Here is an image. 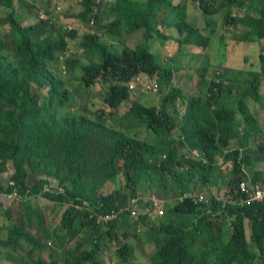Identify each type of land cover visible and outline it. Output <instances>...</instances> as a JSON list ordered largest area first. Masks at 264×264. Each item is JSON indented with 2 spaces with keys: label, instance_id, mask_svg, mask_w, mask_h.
Returning <instances> with one entry per match:
<instances>
[{
  "label": "trees",
  "instance_id": "obj_1",
  "mask_svg": "<svg viewBox=\"0 0 264 264\" xmlns=\"http://www.w3.org/2000/svg\"><path fill=\"white\" fill-rule=\"evenodd\" d=\"M47 1L36 17L37 2L0 0V174L14 166L7 184L0 183V205L41 195L56 203L49 210L63 213L55 230L41 229L48 216L43 208L28 206L13 216L6 238L0 233V262L133 264L140 251L149 264H264V201L240 203L247 177L264 186V172L255 168L264 162V0H192L203 17L194 23L187 5L171 0H80L76 16L97 30L81 40L90 61L67 63L73 73L81 68L86 91L110 84L102 106L66 115L58 110L69 102L70 90L48 61L66 51L67 35L76 38L78 31L57 29L52 21L53 12L68 15L66 0ZM24 8L25 19L19 13ZM219 26L233 30L235 48L256 44L257 68H230L224 62L229 40L221 33L226 59L218 62L219 43L211 40ZM125 33H139L142 41L131 48ZM105 34L112 41L103 40ZM152 39L177 40L178 48L161 61ZM189 44L206 58L189 63L183 51ZM244 60L249 62L246 55ZM147 83L165 89L149 106L138 99L152 92ZM250 99L259 105L257 113ZM115 182L119 188L106 192ZM148 187L161 196L164 215L151 219L140 211L130 217L133 200L153 198L140 196ZM113 213L117 219L104 220ZM35 228L39 238L31 233ZM49 240L62 252L51 250L47 260L42 252ZM24 244L30 250L15 255ZM4 246L9 251H1Z\"/></svg>",
  "mask_w": 264,
  "mask_h": 264
},
{
  "label": "rangeland",
  "instance_id": "obj_2",
  "mask_svg": "<svg viewBox=\"0 0 264 264\" xmlns=\"http://www.w3.org/2000/svg\"><path fill=\"white\" fill-rule=\"evenodd\" d=\"M33 2H37L36 6H35V10L34 12H32V14H36V17L38 16L37 12L42 11L46 9L47 4L49 3V1L47 0H32ZM97 1H101V0H97ZM106 1V0H104ZM172 3L175 4H179V5H184L186 4L187 6V10H190L192 13L189 14L188 19L191 22H197L200 19H203V17L201 18V8L198 5V2H194L192 0H171ZM16 2V0H15ZM55 3V2H54ZM66 8L70 7V10L68 11V15L67 16H60L59 14H56L55 12L52 13L51 18L52 21L54 23V26L57 27V29L62 28V29H77V36L76 38H71L69 35H67V40H68V47L66 49V51L61 52L58 51L55 53V57L53 58V60L48 61V65L52 68V70L55 72V74L63 77L65 79V83L66 86H68V89L70 90V95L71 98L69 100L68 103H66L62 108H60L58 110V115H66V114H77V113H83L84 110L86 109H91L94 110L97 107L102 106L103 104V100L106 94V91L108 90V85L110 83H102V82H98L96 83V85H94L92 88H90L89 90H85L83 85H80V77H81V68L78 67L77 71L75 73L72 72V70L70 69L68 63H67V58H78L80 59V63L82 64H87L90 61V56L89 54H86L83 51V47L81 46V40H82V36L86 33L89 32H93V30H97L96 25L93 23H89V22H83L81 21L76 14L80 11V9L82 8L81 6V2L80 0H66L65 2ZM51 8V7H50ZM106 8V6H105ZM4 7L0 6V13L3 12ZM236 10V9H235ZM19 13H22V18L25 19V15L27 14L26 9L24 8L22 11H19ZM199 18V19H198ZM217 18H219L217 16ZM28 20V19H27ZM126 27L124 26V29ZM5 32L4 29H0V33L3 34ZM174 33V35H177L178 37L181 36V33H176L174 30L172 31ZM225 34V39L229 40L228 46L226 47V53L228 55V61H224L226 59V55H225V44L221 39L217 38L219 36V34ZM233 33V30L228 29V28H222V27H218L215 37L211 40V44L214 45L216 43H219L218 46V53L221 54L218 62H225L228 63L230 68L233 69H238V68H242L245 67L246 69L251 68H257L258 66H256V57H257V49L258 47L256 46V44H243V49H242V44H240V46L238 47H233L234 41L232 40V36L231 34ZM139 33H130V34H126L125 33V38L127 39L128 45L131 48H135L136 45L139 43V41L141 40V36H138ZM2 36V35H1ZM0 36V37H1ZM103 40H106L108 42L112 41V39L110 40L109 36L107 34L105 35H101ZM161 43V44H160ZM151 47L153 48L154 51H159L160 52V60L161 61H166L167 58L170 57V54H174L176 49L178 48V41L177 40H168L166 43L164 41V43L162 42V40H156V39H152L150 41ZM255 46V47H254ZM184 49V56L186 58V60L189 63H194L196 60H203L205 59V54L204 53H199L201 50L199 49V47H197L196 45H183ZM241 47V48H240ZM206 49L202 50L206 51ZM5 53L10 57V59L15 60V56L14 53L12 51L9 50H5ZM245 55L247 56L248 61L244 60ZM223 62V63H224ZM251 62V63H250ZM224 69H229V68H224ZM155 85V83L153 84ZM262 90L264 91V85L262 86ZM165 89L163 88V85L160 86V90L157 91H153L149 92L147 91L146 93L139 94L138 99L141 100L140 102H142L143 104L146 105H151V104H156L157 101H159L162 97L163 94L165 93L164 91ZM236 94V95H235ZM235 96L237 98H240V94L239 92H235ZM246 102H248V105L250 106L249 108L255 111V113H257V111L255 110V107H257L259 110L260 108L258 107L259 105L256 104L252 99L250 100H246ZM132 101H128V104H131ZM262 110V109H261ZM121 111H119L120 113ZM184 110H181V113H183ZM263 112V111H262ZM262 114V113H261ZM240 117V116H239ZM263 117H264V112H263ZM264 118L261 119V121H263ZM239 121L244 123V119L241 117L239 118ZM120 128V127H119ZM141 135H144L143 133H141ZM176 137L177 139L180 138V135L176 132ZM181 143V142H180ZM236 146V144H235ZM182 152H188L190 151L188 147H184L181 148ZM192 152V151H191ZM196 155H198L196 152H194ZM264 157V156H263ZM231 167H225L224 170H228ZM256 169L262 170V172H264V162L263 161H259L257 162ZM14 173V166L12 163H9L7 165V172L0 174V183H2L3 185H6L7 182L9 181L10 176ZM119 182H115V183H109L106 192H110L113 191L116 188H119ZM264 185V183H261ZM140 196H150V197H154L158 200H161L159 198H161V196L159 194H156L154 192H152V190L148 187L144 188L140 190ZM202 193H204V195L206 196H210L211 192L209 191H203ZM217 194V196L219 198H225L224 195V191H218L217 189H213V193L212 194ZM26 200V199H25ZM205 200V197H204ZM28 206H32L34 209H40L43 208L46 213V215L51 216L52 218L46 216L45 220H44V224H42L41 229L46 230L47 228L55 230V228L57 227V225H59L60 223V218H61V213H53V211L49 208H52L56 206V203L49 201L45 198H43L41 195L37 196V197H32V198H27V201H25L24 203H22L21 205L19 204V202L15 201V199H10V200H6L5 203L2 205H0V233L2 234L3 238H6L7 236V230L5 229V227L8 224H11L14 220V217L16 214H20L21 212H24V209L28 210ZM11 211V215L10 212ZM54 214V215H53ZM10 215V216H9ZM31 233L39 238L41 236V233H39L37 231V229H33L31 231ZM40 234V235H39ZM8 239H6L5 241H7ZM41 242L43 244H45L46 240L45 238L41 237L40 238ZM129 241L135 246L138 242L135 238L133 239H129ZM73 244V242L71 243V245ZM109 247V253L111 254L115 247L111 244L108 245ZM56 252L57 250H60L59 252H62V248L57 247L54 245V243L49 240L47 242V248L46 250H44L42 253L44 255V257L47 260H50L53 256V252H51V250H53ZM56 249V250H55ZM30 250V247L28 245H23V249L21 250V252H14L15 255H21L24 256L28 251ZM1 251L5 252V251H9V247L4 246ZM62 253H59V255L61 256ZM145 256V255H144ZM34 257H37V252L34 253ZM60 258V257H58ZM113 262H117V258L112 257ZM257 263L259 264L262 262V260L260 259H256ZM63 261H60L58 264H62ZM132 263L133 264H149L150 261L148 260V258L142 257V253L140 251H136L135 255L132 258ZM0 264H12L10 262H0Z\"/></svg>",
  "mask_w": 264,
  "mask_h": 264
},
{
  "label": "built area",
  "instance_id": "obj_3",
  "mask_svg": "<svg viewBox=\"0 0 264 264\" xmlns=\"http://www.w3.org/2000/svg\"><path fill=\"white\" fill-rule=\"evenodd\" d=\"M59 8H61V6ZM134 86L135 84L132 85L131 88ZM145 86L147 89L151 91L159 90L158 84L153 85L147 83ZM240 191H241L240 203L242 205L264 201V186L252 183L251 181L245 179L240 183ZM199 200L203 201L204 196L199 197ZM127 210L130 212V217L132 218H137L140 211L148 215V217H151V219H157L158 217H162L165 213L164 209L161 208L160 201L154 197L150 199H146L142 202L138 200H133L132 208L130 207ZM118 216H119L118 213L108 214L104 217V220L112 221L117 219Z\"/></svg>",
  "mask_w": 264,
  "mask_h": 264
},
{
  "label": "crops",
  "instance_id": "obj_4",
  "mask_svg": "<svg viewBox=\"0 0 264 264\" xmlns=\"http://www.w3.org/2000/svg\"><path fill=\"white\" fill-rule=\"evenodd\" d=\"M247 180L251 181L248 177H247ZM161 201V200H160Z\"/></svg>",
  "mask_w": 264,
  "mask_h": 264
},
{
  "label": "clouds",
  "instance_id": "obj_5",
  "mask_svg": "<svg viewBox=\"0 0 264 264\" xmlns=\"http://www.w3.org/2000/svg\"><path fill=\"white\" fill-rule=\"evenodd\" d=\"M97 11V10H96Z\"/></svg>",
  "mask_w": 264,
  "mask_h": 264
}]
</instances>
